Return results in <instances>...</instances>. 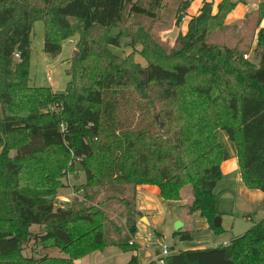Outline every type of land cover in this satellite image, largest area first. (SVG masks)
Here are the masks:
<instances>
[{"label": "trees", "instance_id": "16d2710c", "mask_svg": "<svg viewBox=\"0 0 264 264\" xmlns=\"http://www.w3.org/2000/svg\"><path fill=\"white\" fill-rule=\"evenodd\" d=\"M194 1L0 0V264H79L110 247L138 252L141 185L158 187L170 202L191 187L186 214L223 232L214 227L224 159L218 130L236 147L244 186L264 194V1L239 45L217 35L236 8L222 0L216 13L204 1L171 46L161 33L178 28ZM38 21L53 58L77 39L63 92L30 85ZM123 38L142 46L146 66L112 51ZM72 155L85 172L84 200L57 205V179ZM114 204L123 210L121 227L111 221ZM126 264H139L138 256ZM165 264H264V218L228 245L174 252Z\"/></svg>", "mask_w": 264, "mask_h": 264}, {"label": "rangeland", "instance_id": "374dc122", "mask_svg": "<svg viewBox=\"0 0 264 264\" xmlns=\"http://www.w3.org/2000/svg\"><path fill=\"white\" fill-rule=\"evenodd\" d=\"M167 1L169 0H166V2ZM200 1L202 2L204 0H195L192 4L194 5L195 3L198 5ZM221 1L222 0H216L215 2H212L214 3V13L217 12V6ZM242 1L243 0H239L238 3H235L236 8L242 3ZM253 1L254 0H250L251 3ZM255 1L261 3L264 0ZM236 8L229 14V16L236 10ZM258 8L259 5L256 10L248 13L244 19L236 23L227 24L229 18L228 16L225 22L226 29L217 34L219 39H222L223 37L232 39L227 41L230 46L241 44L244 40L243 38L253 29L256 21L255 14L258 11ZM187 11L180 14L182 22L178 28L173 27L171 30L161 33L162 39L167 41L171 46L179 33H182L183 35L187 33V23L193 16H195L190 12L187 13ZM139 20H141L143 25L147 28L151 25L148 20L143 18ZM155 31L159 32L161 30L156 29ZM117 33L118 30L113 31V35H116ZM31 42L30 85L50 87L56 92L65 91L67 83L69 82L67 70L70 67L72 60L77 58L74 54L75 51H77V39L71 38L64 41L61 55L57 58H53L44 52V24L42 21H38L34 25ZM111 49L114 53H117L122 57L132 55L135 62L140 63L142 66L147 65L146 60L140 55L142 46L139 44H131V40L128 38H123L118 48L112 47ZM252 49L251 53L245 54L249 55V60L253 59ZM220 61L223 62L224 57H222ZM49 77L51 80H49ZM48 108L50 109V112L54 111V107L50 106ZM216 135L219 142L225 149L223 160L227 161L231 156H235L233 144L230 140L226 139L227 134L222 130H218ZM74 159L75 157L72 155L71 159L66 164V168L60 172L57 179L61 186L57 195L54 197V201L57 205H71L77 200H84L82 192H78V190H80L82 185L86 182V176L80 162ZM234 160L236 162V159ZM238 170L239 168L236 170H228L225 166V169L222 171V179L218 183L215 190V194L217 196V211L222 220L223 232L221 233H215L214 231L209 230L207 223L201 227L198 220L200 219L199 215L189 216L184 211L185 209L182 208L191 202V187H186L183 190L181 203H185V205H182V207L180 205L181 203L165 200L163 202L159 200V198L151 203L149 210L152 212L155 220L151 225L147 223L146 219H141L142 222L140 223V227L137 229L136 233L137 239H139L141 243V249L139 251V264H148L153 257H156L158 251L161 253L167 247H169L171 251H173V248L174 250L181 248L184 251H188L214 248L216 246L229 244L233 239L244 235L256 223L260 222L264 218V209H262L261 205L257 203H251V201L248 200V198L239 190V182L237 181V176L239 174ZM142 186L146 185L138 186L136 188V194L138 188ZM105 198L106 195L104 193L99 196L100 200H104ZM122 212L123 210L118 204H114L110 210L111 221L115 222L117 226L120 227L125 223L119 218V214ZM248 217L250 218L248 219ZM177 223H181L183 225L180 230H177ZM111 228L112 230H115V226H111ZM33 230L37 231L38 228L35 226L33 227ZM181 231H186L192 234V240L182 241L180 237L176 235V232ZM105 250L86 256L88 258L84 257L85 260L82 263L92 264L91 259H95L99 255L96 253H102L100 255H104V257L101 260L95 259V263L93 264H126L129 262L131 254L118 251L115 248L107 249V251ZM40 252L41 255L58 258L64 257L58 249H41ZM31 254H33L32 246H30L26 251V255Z\"/></svg>", "mask_w": 264, "mask_h": 264}, {"label": "crops", "instance_id": "0c3cea01", "mask_svg": "<svg viewBox=\"0 0 264 264\" xmlns=\"http://www.w3.org/2000/svg\"><path fill=\"white\" fill-rule=\"evenodd\" d=\"M259 3L257 1H255V0L252 3L250 2V0H243L242 3L237 6L236 10L229 16L228 21H227V24H232V23H236V22L241 21L242 19L245 18V16L248 13L252 12L253 10H256L257 9V6L259 5ZM202 5H203V1L202 2L200 1V3L198 5H196L195 3H194V5L192 4V6L187 11V13L190 12L191 14H194L196 16L198 14L199 10L201 9ZM189 22L187 23V27H188ZM263 26H264V23L262 24V27ZM187 30H188V28H187ZM226 139H228V140L231 141V139L228 136V134H227ZM231 143L234 146L233 148L235 150V156H231L227 161L223 160L222 167H221L222 168V171L225 169V166H226V169H228V170L229 169L236 170V169L239 168V170H238L239 171V174L237 176V181L239 182L238 183L239 184V190L248 198V200L251 201V203H254V204L257 203V204L261 205L262 209H264V194L261 191H258V190H249V189H247L244 186V184L242 182V178H241V172H240L239 163H238L237 150H236V147H235L234 143L232 141H231ZM224 151H225V149H224ZM224 155H225V153H224ZM234 159H236V162H235ZM158 198H159V200H161V201L164 202V199H162V197L160 195V190L156 186H142V187H139L138 190H137L136 208H137L138 211H141L142 213L145 214V216L142 217L141 219H143V218L146 219L147 220V223L148 224H151V225L153 224V221L155 219L153 217L152 212H150L149 207H151V203H153ZM177 203H181V201L180 202H177ZM180 205L182 207V205L184 206L185 203L184 204L181 203ZM191 216H194V215H191ZM249 218L250 217H248V219ZM141 219L137 222V229H139V227H140V223L142 222ZM198 220H199V223H200V226L201 227H202V225H206L205 224L206 223L205 220H203L201 218L198 219ZM205 229H207V228H205ZM135 241L141 245L139 239H137V235L135 236ZM225 243H228V242H225ZM110 248H115V247H110ZM110 248H107V249H110ZM107 249L105 251H107ZM115 249H117L118 251H121L118 248H115ZM139 251L136 252V253H129V254H131L129 260L131 259V257L133 255H137L138 256V259H139ZM179 251H184V250L181 249V248H178V250H173V253L174 252H179ZM96 254H99L95 258L97 260H101L104 257V255H100L102 253H96ZM157 255L158 254H156V256ZM86 258H88V257H86ZM154 258L155 257H153V259L148 264H150L151 262H153L154 261ZM95 259H91L92 264L95 263L94 262ZM84 260H85V258L79 260L78 263L79 264H83L82 262H84ZM139 261H140V259H139Z\"/></svg>", "mask_w": 264, "mask_h": 264}, {"label": "built area", "instance_id": "2783aa9c", "mask_svg": "<svg viewBox=\"0 0 264 264\" xmlns=\"http://www.w3.org/2000/svg\"><path fill=\"white\" fill-rule=\"evenodd\" d=\"M204 1L215 2L216 0H204ZM244 59L249 60V55H245ZM49 80H51L50 77H49ZM62 128L64 129L63 125H62ZM225 245H228V244H225ZM172 254H173V251H171V249L169 247H167L154 258V261H156V264H165V259L168 258L169 256H171Z\"/></svg>", "mask_w": 264, "mask_h": 264}, {"label": "water", "instance_id": "95a60500", "mask_svg": "<svg viewBox=\"0 0 264 264\" xmlns=\"http://www.w3.org/2000/svg\"><path fill=\"white\" fill-rule=\"evenodd\" d=\"M238 1L239 0H233V2L234 3H238ZM75 57H77V54H78V52L77 51H75ZM260 59L258 60V61H256V62H254V65H256V66H258L259 64H260ZM143 220H145L144 218H143ZM222 226V220H221V218L218 216L215 220H214V227H221ZM183 227V225L181 224V223H177V230H180L181 228Z\"/></svg>", "mask_w": 264, "mask_h": 264}]
</instances>
